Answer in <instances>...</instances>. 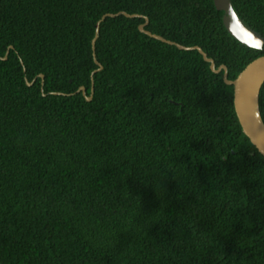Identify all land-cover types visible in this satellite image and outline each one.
Returning a JSON list of instances; mask_svg holds the SVG:
<instances>
[{
    "label": "trees",
    "instance_id": "trees-1",
    "mask_svg": "<svg viewBox=\"0 0 264 264\" xmlns=\"http://www.w3.org/2000/svg\"><path fill=\"white\" fill-rule=\"evenodd\" d=\"M230 3L264 40V0ZM117 13L228 81L264 56L212 0H0V264H264V159L232 87L122 16L92 74Z\"/></svg>",
    "mask_w": 264,
    "mask_h": 264
},
{
    "label": "water",
    "instance_id": "water-1",
    "mask_svg": "<svg viewBox=\"0 0 264 264\" xmlns=\"http://www.w3.org/2000/svg\"><path fill=\"white\" fill-rule=\"evenodd\" d=\"M215 10L217 12H222V24L226 31L231 37H233L238 43L244 47L256 51H260L264 40L263 38L245 26L237 17L234 12L230 0H212ZM122 16L126 19L142 18L138 15H127L125 13H117L115 15L106 14L101 17L99 21L95 24V34L91 41L92 57L94 65L97 67L95 72L101 70L100 64L96 61L94 57V43L98 37L99 25L105 19H114ZM144 23L138 26V31L147 36L150 39L156 40L160 43L173 46L179 51H196L203 59L204 62L209 64V70L214 74H219L222 71L223 83L227 86L232 87V105L235 117L237 119L238 125L241 129L242 134L247 138L249 143L256 149L259 155L264 159V124L261 120L259 107H258V94L261 86L264 83V56L256 58L250 62L238 75L232 80L228 81L227 71L224 66H219L215 69L214 62L208 59L206 55L198 47L186 48L178 44L166 41L165 39L153 35L145 30L148 24V20L143 17ZM8 50H12L11 47ZM7 55V52L5 53ZM5 60V57L0 59ZM92 76V75H91ZM39 79H43L41 75L38 76ZM26 83L27 87H30L32 83ZM91 89L90 95L86 96L85 89L79 88L75 94H80L84 97L86 102H90L93 96V82L91 79ZM56 96H71L63 94H52Z\"/></svg>",
    "mask_w": 264,
    "mask_h": 264
},
{
    "label": "bare ground",
    "instance_id": "bare-ground-1",
    "mask_svg": "<svg viewBox=\"0 0 264 264\" xmlns=\"http://www.w3.org/2000/svg\"><path fill=\"white\" fill-rule=\"evenodd\" d=\"M147 27V26H146ZM213 61V60H212ZM208 64V63H207ZM102 69V68H101ZM215 69H217V68H215Z\"/></svg>",
    "mask_w": 264,
    "mask_h": 264
}]
</instances>
